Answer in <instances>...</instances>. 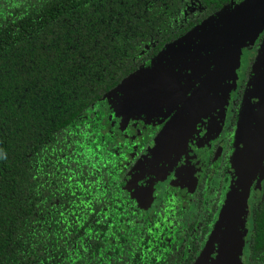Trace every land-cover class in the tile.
<instances>
[{"label": "trees", "instance_id": "obj_1", "mask_svg": "<svg viewBox=\"0 0 264 264\" xmlns=\"http://www.w3.org/2000/svg\"><path fill=\"white\" fill-rule=\"evenodd\" d=\"M240 1L0 0V264L196 263L221 188L146 214L108 129L126 80ZM247 260L264 264V195Z\"/></svg>", "mask_w": 264, "mask_h": 264}, {"label": "rangeland", "instance_id": "obj_2", "mask_svg": "<svg viewBox=\"0 0 264 264\" xmlns=\"http://www.w3.org/2000/svg\"><path fill=\"white\" fill-rule=\"evenodd\" d=\"M237 5V7L235 4V6L227 8L222 12L223 14L219 13L212 17L175 45L168 47L152 63L150 69L140 70L136 76L125 81L118 88L114 94L118 100L117 107L118 109L124 108L122 112H118L122 118L120 125L128 124L131 119L142 113H147L145 111L164 115V105L167 104H171L170 108L167 106L168 109L177 113L176 106L178 109L184 101L188 105L192 104L194 100L202 101L206 97L203 90L207 94L210 91L209 81L221 80L228 73L241 80L249 62H253L251 66L252 79L251 83L246 84L250 83L248 86L249 95L245 96V100L247 101L248 97L256 99L257 96H260L261 101L264 99V38L260 46L257 45L259 36L264 32V0H241ZM236 15L239 17L234 18L237 17ZM231 18L235 20L232 24L228 23ZM254 27H258V30L255 31L257 28ZM249 29L254 31L250 35L249 41L241 39L242 34L247 37L251 33ZM239 39L243 40V43L236 46ZM211 45L214 46L211 47ZM205 56H209V58ZM197 85L199 86L197 89H201L204 85L200 95L198 94L200 90L194 94L197 89L192 93ZM232 87L233 85L230 89ZM178 89L182 96L177 98ZM257 91L259 94L256 96ZM210 92L209 97L212 96L213 91ZM213 96H215L214 93ZM228 98L226 99L228 100ZM152 99L160 100L159 108L149 106L148 100ZM161 107L164 109L160 110ZM257 109L259 108L257 107ZM258 114L259 110L256 111L255 106L249 107L246 112L243 111V114H240L243 132L238 136V142L231 156L230 183L228 187L224 188V198L209 234L210 241L205 247L203 246L197 264H244V258L246 260L248 240L242 241V238L249 237L247 234V225L249 226V224H245L249 218L250 206L257 203L255 195L258 194L264 178V133L260 134L261 139L258 136L256 138L257 152H252L250 148L255 131L261 127L257 125L258 120L256 125L254 124ZM262 131L264 132V130ZM169 137L163 143L162 140H159L155 148L165 147L166 142L170 140ZM172 144L168 143V149L174 148ZM254 153H256L255 157H253ZM247 163L250 167L252 166V169L248 177V189L244 192L243 198L241 197L239 200L240 207L238 208V199L236 198L239 192L242 193L240 190L243 188V180L246 176L244 166ZM144 167H148V165H144ZM138 172L134 177L145 173L143 170ZM134 186L135 184L129 186L128 189L133 187L134 190ZM158 187L163 188L162 185ZM134 193L137 195L138 208L145 209V212L153 208H151L152 203L147 188H141ZM151 193L154 194L153 191ZM184 198L187 201L189 195H185ZM153 201L156 202L155 197ZM189 201L185 208L187 213L193 209ZM219 244L220 247L217 246Z\"/></svg>", "mask_w": 264, "mask_h": 264}, {"label": "flooded vegetation", "instance_id": "obj_3", "mask_svg": "<svg viewBox=\"0 0 264 264\" xmlns=\"http://www.w3.org/2000/svg\"><path fill=\"white\" fill-rule=\"evenodd\" d=\"M263 38L264 32L258 38V46L262 43ZM213 46L211 45V47ZM205 57L209 58V56ZM252 63L249 62L241 80L228 73L223 79H217L219 83L215 79L210 81L208 87L215 96L212 93V96L209 97L211 92L209 91L207 94L203 90L204 85L201 89H197L199 87L197 85L192 90V93L197 89L194 94L200 90L198 93L200 95L203 90L206 93V97L202 101L194 100L190 105L184 101L183 105H180L178 109L176 106L177 113H173L171 109H168L167 106L170 108L171 104H167L164 105V115L145 111L148 114L142 113L138 117L131 119L128 124L124 125L122 123L120 125L122 118L118 112H122L124 108L118 109L117 107L113 110L114 120L108 130L116 140L122 141L125 139V142L127 141V144L131 145L132 149L129 154V164L132 166L127 171L123 168L122 187L136 204L137 195L134 192L141 188H147L150 202L152 203L151 208H153L146 214L154 212L156 206L161 203L165 196L168 197L170 202L177 204V208L180 210L182 203H184V208H186L188 200H190L191 206L193 205L194 198L196 199L195 194L200 191L201 187L206 188L208 192H211L214 187H220L221 195L218 196L217 209L213 218L214 223L215 216L224 198V188L228 187L230 183L231 156L238 142V136L243 132V126L240 124V114H243V111L246 112L249 107L255 106L256 111L259 110V114L255 118L254 124L256 125L258 120L257 125L261 127L255 131L253 143H256L255 139L257 136L260 137V134L264 133L263 131L261 132V130H264V99L261 101L260 96H257L259 94L257 91L256 99L255 97H248L247 101L245 100V96L249 95L248 86L252 79ZM242 81L244 82L243 84ZM248 82L250 83L246 85ZM232 85L233 87L230 89ZM177 87L180 88L179 85ZM178 91L177 98L182 96L180 89ZM148 104L152 108H159L160 100H148ZM164 108L161 107L160 110ZM142 124L145 128L141 126ZM168 137L170 140L166 142L165 147L155 148L159 140H162L163 143ZM169 142L173 143L174 148L168 149ZM159 150L161 151L158 152ZM166 150L168 151L165 153ZM144 165H148V167H144ZM139 170H143L145 173L134 177ZM133 184H135L134 190L132 189L133 187L128 189ZM160 185L163 188H159L158 186ZM210 189L211 191H209ZM152 191L154 194L151 193ZM240 191L242 193L239 192L238 195L240 194L243 198L244 191L243 189ZM185 195H189L187 201H185ZM263 195L264 178L263 184H260L258 194L255 195L257 203L252 207L250 206L249 218L245 224H249V226L247 225L249 237L242 238V241L248 240L246 260L244 258L246 263L243 260L244 264H247L248 261L250 238L252 236V210L262 202ZM154 197L155 203L153 201ZM237 206L239 208L240 204L238 203ZM241 219L243 218L241 217ZM236 224L238 226V223ZM212 228L213 225L208 230V238L203 244L204 247L210 241L209 234ZM217 246L220 247V244ZM195 264H197V261Z\"/></svg>", "mask_w": 264, "mask_h": 264}, {"label": "water", "instance_id": "obj_4", "mask_svg": "<svg viewBox=\"0 0 264 264\" xmlns=\"http://www.w3.org/2000/svg\"><path fill=\"white\" fill-rule=\"evenodd\" d=\"M235 6V5H234ZM238 5L236 4V7H237ZM233 7V6H232ZM227 8H229V7H227ZM227 8H225L224 10H226ZM223 10V11H224ZM222 11V12H223ZM221 12V13H222ZM223 14V13H222ZM222 14H220V15H222ZM237 17H234V18H238L239 16L238 15H236ZM211 19V18H210ZM208 21V20H207ZM230 22H228V23H230V24H232L235 20H233L232 18L229 20ZM247 23H249L248 24V26L250 27L251 25H250V22L248 21ZM200 27V26H199ZM248 27V28H249ZM247 28V29H248ZM254 28H257V29H255V31L256 30H258V27H254ZM195 30V29H194ZM252 29H249V32L251 31ZM254 31H251V33L246 37V36H244V34H242L241 35V39H245V41H249V38H250V35L253 33ZM189 35V34H188ZM241 39H239L240 41H238L237 42V44H236V46H240L241 45V43H243V40H241ZM235 47V46H234ZM225 62V61H224ZM220 67V66H219ZM219 67H217V69H219ZM131 79V78H130ZM129 80V79H128ZM127 81V80H126ZM210 82V81H209ZM255 140H257V139H255ZM256 147H257V141H256V143H253V144H251V149H252V152H257L256 151ZM255 154L256 153H254V155H253V157H255ZM252 160V159H251ZM252 167V166H251ZM250 167V165H249V163H247L245 166H244V170L246 171L245 172V179L243 180V191L245 192L247 189H248V177H249V174H250V172H251V168ZM241 193V192H240ZM236 199H238V203H239V200L241 199V195L239 194H237V198Z\"/></svg>", "mask_w": 264, "mask_h": 264}]
</instances>
